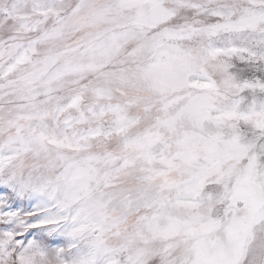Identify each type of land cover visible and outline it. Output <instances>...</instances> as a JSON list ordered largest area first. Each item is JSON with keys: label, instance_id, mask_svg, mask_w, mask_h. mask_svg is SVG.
<instances>
[{"label": "snow or ice", "instance_id": "obj_1", "mask_svg": "<svg viewBox=\"0 0 264 264\" xmlns=\"http://www.w3.org/2000/svg\"><path fill=\"white\" fill-rule=\"evenodd\" d=\"M0 264H264V0H0Z\"/></svg>", "mask_w": 264, "mask_h": 264}]
</instances>
